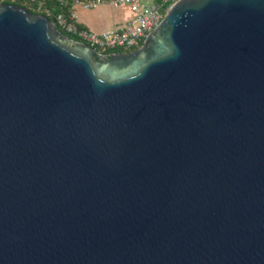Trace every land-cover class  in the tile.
<instances>
[{
  "label": "water",
  "instance_id": "obj_1",
  "mask_svg": "<svg viewBox=\"0 0 264 264\" xmlns=\"http://www.w3.org/2000/svg\"><path fill=\"white\" fill-rule=\"evenodd\" d=\"M0 264H264V0L105 55L1 2Z\"/></svg>",
  "mask_w": 264,
  "mask_h": 264
},
{
  "label": "built area",
  "instance_id": "obj_2",
  "mask_svg": "<svg viewBox=\"0 0 264 264\" xmlns=\"http://www.w3.org/2000/svg\"><path fill=\"white\" fill-rule=\"evenodd\" d=\"M14 1L16 0H11ZM48 1H57L63 8L68 5L66 0H31L36 2L41 13L55 21L65 34H73L77 41L85 42L99 55H105L120 48L134 50L141 47L149 33L165 18L170 7L179 0H74L69 12H55L46 6ZM1 2L6 0H0ZM102 4H109L114 8L127 7L131 15L123 24L103 32H96L81 25L75 6L93 9ZM153 5H156L155 9Z\"/></svg>",
  "mask_w": 264,
  "mask_h": 264
},
{
  "label": "crops",
  "instance_id": "obj_3",
  "mask_svg": "<svg viewBox=\"0 0 264 264\" xmlns=\"http://www.w3.org/2000/svg\"><path fill=\"white\" fill-rule=\"evenodd\" d=\"M111 7L109 4H102L93 9H84L82 6H75L74 9L81 25L96 32H103L123 24L131 15L127 7Z\"/></svg>",
  "mask_w": 264,
  "mask_h": 264
},
{
  "label": "trees",
  "instance_id": "obj_4",
  "mask_svg": "<svg viewBox=\"0 0 264 264\" xmlns=\"http://www.w3.org/2000/svg\"><path fill=\"white\" fill-rule=\"evenodd\" d=\"M7 1L11 2V0H6V2ZM66 1L68 2V5L65 8L61 7L60 4L57 1H54V2L48 1L46 3V6L51 7L55 12H58V11H61V10L65 11V12H69V10L72 7V4H73L74 0H66ZM14 3L20 4V5H23V6H27L30 9V11H32L34 13H41V11L38 9V4L36 2H31V0H16V1H14ZM67 35H69L72 38L77 40V37L74 36L73 34L68 33ZM114 51L115 52L116 51L124 52V51H131V49L129 50V49L120 48V49H117V50H114Z\"/></svg>",
  "mask_w": 264,
  "mask_h": 264
},
{
  "label": "rangeland",
  "instance_id": "obj_5",
  "mask_svg": "<svg viewBox=\"0 0 264 264\" xmlns=\"http://www.w3.org/2000/svg\"><path fill=\"white\" fill-rule=\"evenodd\" d=\"M112 8V7H111ZM114 8V7H113ZM114 9H117V8H114Z\"/></svg>",
  "mask_w": 264,
  "mask_h": 264
}]
</instances>
